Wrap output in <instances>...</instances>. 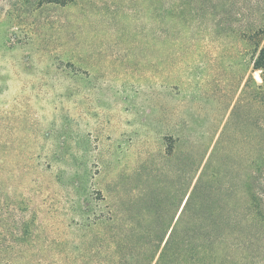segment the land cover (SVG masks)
Returning a JSON list of instances; mask_svg holds the SVG:
<instances>
[{"label": "rangeland", "instance_id": "374dc122", "mask_svg": "<svg viewBox=\"0 0 264 264\" xmlns=\"http://www.w3.org/2000/svg\"><path fill=\"white\" fill-rule=\"evenodd\" d=\"M169 2L73 0L24 15L0 9V264H112L109 223L97 225L91 190L109 197L115 169L129 172L148 153L161 166L164 135L180 114L205 132L223 117L212 154L230 191L252 169V82L244 101L225 113L223 103L242 70L260 82L253 42L239 37L259 15L256 2L198 3L190 23L167 15ZM203 75L205 91L194 90L180 108L175 85L189 93ZM257 186L264 200V173ZM234 195L225 196L228 207ZM257 228L247 227L243 247L227 250L222 264H264V229L248 238Z\"/></svg>", "mask_w": 264, "mask_h": 264}, {"label": "trees", "instance_id": "16d2710c", "mask_svg": "<svg viewBox=\"0 0 264 264\" xmlns=\"http://www.w3.org/2000/svg\"><path fill=\"white\" fill-rule=\"evenodd\" d=\"M72 1L0 0V9L5 5L16 7L24 15L45 4L66 5ZM168 1L165 13L183 17L186 23L193 20V5L202 3L203 9L213 2L165 0V3ZM229 2L252 7L256 2L259 9L253 25L242 29L239 37L253 42L252 68L259 71L260 82L251 81L242 70L235 93L230 92L223 103L225 113L240 98L244 101L252 82L256 132L251 141L253 155L247 157L252 169L245 170L241 186L230 191L223 184L225 165L212 154L223 117L217 119L210 132H205L200 128L194 130L186 115L180 114L174 130L164 135L161 166H155L152 153H148L151 162L147 160L129 172L121 167L115 169L109 197L101 187L91 190L96 201L97 225L109 223L112 264H222L230 256L227 250L243 247L247 227L258 226L249 239L256 237L259 228L264 229V200L257 186L264 173V0ZM10 12L11 9L6 11ZM208 77H195L189 93L179 83L175 85L180 108L188 104L194 90L205 91ZM228 82L229 78L227 83L222 81V93ZM167 126L170 128L169 123ZM73 185L78 193H84L78 180L74 179ZM232 192L236 198L234 205L228 207L225 196Z\"/></svg>", "mask_w": 264, "mask_h": 264}]
</instances>
